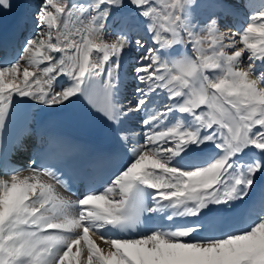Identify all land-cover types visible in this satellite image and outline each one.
<instances>
[{
	"label": "snow or ice",
	"instance_id": "snow-or-ice-1",
	"mask_svg": "<svg viewBox=\"0 0 264 264\" xmlns=\"http://www.w3.org/2000/svg\"><path fill=\"white\" fill-rule=\"evenodd\" d=\"M30 19L0 49V264H264V0H39ZM88 117L101 136L66 134Z\"/></svg>",
	"mask_w": 264,
	"mask_h": 264
},
{
	"label": "bare ground",
	"instance_id": "bare-ground-1",
	"mask_svg": "<svg viewBox=\"0 0 264 264\" xmlns=\"http://www.w3.org/2000/svg\"><path fill=\"white\" fill-rule=\"evenodd\" d=\"M37 1L38 0H15L13 4L14 7L10 11L8 17L0 21V36L9 33L12 36V38L16 41V43L12 47L13 51L17 50V48L19 47L21 48L24 43L26 34L32 35L34 31V24L32 23L30 17L33 15L32 10L35 9ZM222 21L225 22L223 23L224 25L222 24L224 26V29H228V26L233 30L240 27L239 21H235L231 19L227 21L226 20H222ZM223 26L221 28H223ZM41 67H43V65H41ZM130 88H131V82H129L126 91L130 92L132 90ZM21 126H22V121L20 122V124H18V126L15 129H13V127L10 129L13 131V135H15L20 130ZM20 166L24 167L26 166V163L22 161ZM57 190L66 199H71V200L76 199L75 197L66 194L58 186H57ZM179 222L180 221H177V223ZM93 239L95 240L96 238L93 237ZM97 243H100V241L97 240Z\"/></svg>",
	"mask_w": 264,
	"mask_h": 264
},
{
	"label": "rangeland",
	"instance_id": "rangeland-1",
	"mask_svg": "<svg viewBox=\"0 0 264 264\" xmlns=\"http://www.w3.org/2000/svg\"><path fill=\"white\" fill-rule=\"evenodd\" d=\"M38 2H39V0L37 1V4H38ZM70 2H84V0H70ZM34 12H35V9L34 10H32V14L34 15ZM227 21V20H226ZM222 23H221V27L224 25L223 23H225L224 21H221ZM223 24V25H222ZM229 25H230V23H229ZM228 28H229V26H228ZM222 29H224V26H223V28ZM26 37H28V36H25V38ZM130 89H132V84H131V88ZM132 91V92H131ZM130 92L129 91H126L127 92V99H131L132 98V95H133V89L131 90Z\"/></svg>",
	"mask_w": 264,
	"mask_h": 264
}]
</instances>
